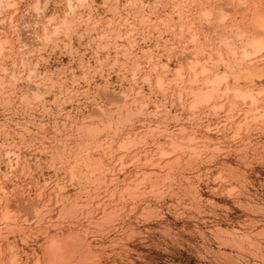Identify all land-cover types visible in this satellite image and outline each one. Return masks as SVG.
<instances>
[{
    "label": "rangeland",
    "instance_id": "374dc122",
    "mask_svg": "<svg viewBox=\"0 0 264 264\" xmlns=\"http://www.w3.org/2000/svg\"><path fill=\"white\" fill-rule=\"evenodd\" d=\"M32 1L33 0H16L14 7L7 9L0 15L1 23H11V28L6 32V36L10 41L7 45V49L9 50L5 49L7 54L1 57L2 65L6 68L9 65L12 66V69L10 66L7 68L8 71L15 70L16 76H19L20 74L18 73L21 69H16L14 67L19 68L18 65H13L14 63H18L17 59L20 54L26 55L25 53L31 52L30 62L36 64L35 67L33 66L36 71L35 74L37 76L40 75L38 77L33 76L34 79L33 77L26 78L27 75L24 74L26 73V69L20 72L24 75V77L22 74L20 75L23 79L19 76L20 79L17 77L19 80L13 81L8 77L9 80L7 81L6 75V84L8 82L10 83L7 84V86L5 85L6 89H2L0 93V183H2L0 185L4 187L8 193L13 194L10 199L14 201V206L10 211L13 213L15 220L12 221L11 225L16 224L6 228L9 230L4 229L2 231L3 228H0V251H4L3 256L6 257L8 256L7 249L9 245H14V251L17 254L16 264H35L36 260H38V264H48L45 252L46 241L44 238H46L47 234H53L54 231H57L56 229H58L60 233H65V231L67 233L69 230H76L79 228L78 234L81 232L83 233V225L85 223H82L79 217H65V219L63 217L64 220L58 218L59 216L61 217L59 212L60 204L52 205L49 208L50 212H48L43 219L38 221L37 218L31 216L34 210L28 207V201L30 197L31 199H36L39 193V202L43 199L47 200V198H45L48 194L47 191L50 187L55 185V182L66 183L68 181L69 171L67 167L72 163L71 158L75 159L79 156L74 147L76 143H82L84 140L77 134L78 132L75 126L77 127L80 123L79 121H82L81 119L84 116L88 117L89 114L91 115L98 106H102L105 109L108 108L107 106H109L110 103L105 97H108L109 94L111 96L126 91L133 96V93L140 90L143 95H147V112L154 111V107L156 108L154 105L157 103L160 105L161 101H165L163 105L169 104L168 109H171L169 112L170 115L161 112L163 108L160 106V109L158 108L160 114L157 116L152 115L151 117V114H148L149 116L139 115L141 118L139 116H134L133 119L131 118L129 122H126L127 125L125 124L127 129H131L130 131H134L137 128L141 129L146 123H155L158 121L162 126H167L170 129L177 128L182 124L186 126L187 130L193 128V130L197 131L199 134L195 132V136L198 137L200 141L206 142V145L211 146L215 144V142L218 143L217 141L220 140L219 137H223V135H217L219 133H214V130L206 132L205 126L209 123H218L220 125L219 129H221V122L225 119L223 115L224 111L221 110L219 115L216 116L205 112L204 108H200V111L198 110L197 114L192 118H186L187 113L185 109L179 107L177 104H174V107L170 105L167 96L170 95L171 88L166 90V95L160 94L162 91L160 92L157 87L158 90L155 88V79L153 78L157 74L156 71H153L151 75V81L153 83L151 82L149 86L147 85V81L142 79L145 71L148 73L150 71H148V69H150L151 63L146 60H148L147 58L151 54H155L157 56V61L162 62L165 60L168 53L170 55L173 53L172 56L180 53L182 43L180 44L174 39V35L179 32L177 29L179 27L177 26L180 24L185 25L183 26V32L186 31L184 29L188 24V18L193 20L194 17V23L197 21L195 26H198L199 14H196V12L199 8L197 9V7H199L200 4H208L206 6L212 10L213 14L216 8L213 4L216 2V5H218V0H128L127 3L126 0H116L117 2L107 0L108 5L104 0H88L79 8V11L83 16L90 13L93 17L102 18V23L100 24L102 28L100 26V28L97 27L99 31L85 32L82 30V27H78L73 31L74 33L69 32L67 35L64 33L54 35L50 42L44 44L39 42L40 44L37 46L35 45L36 47H33V44L37 41L32 44L35 40L32 37H34L35 34H42L43 24H41V26L40 24L38 25L35 34L31 33L30 27L25 25L30 19V16H28L30 10L27 12L25 9H27ZM189 2L190 4L187 5L186 3ZM113 3H115L114 6L116 10L110 12L108 6L111 4V6H113ZM173 3H181L185 11L182 9L180 12L181 15L178 13L176 14L177 9L174 10L172 8H175ZM140 8H142V10ZM134 9L141 10V13L134 15L133 18L132 13H134ZM195 9H197V11ZM63 12H65L63 0H48L44 12L46 16L54 15L56 20H60ZM179 15L181 16L180 19L178 18ZM104 17L111 21L109 24L111 26L107 27V31L112 30L109 32L113 34L111 35L108 33L109 35L107 37L111 38V40L115 37L116 44H118L120 48L113 47L112 45H103L104 41L100 38L98 39L97 32L103 33L106 31L107 25L103 24V21L106 19ZM183 17L186 20H184ZM212 17L215 18V13L210 19H213ZM233 17L234 16H231L230 19ZM123 18H125L127 22H125ZM115 19H117V21ZM176 19L178 20L176 21ZM245 19H248V15ZM164 20L167 22L162 24ZM169 20H172V22ZM122 21L125 24L121 23ZM168 24L170 26H172V24L174 25L172 27L173 30H170ZM24 27L25 29H23ZM25 30H30V33H27ZM132 30L133 32H131ZM77 31H81L80 36ZM171 31H173L174 35L171 34ZM125 33L127 34L125 35ZM224 33L226 34V31L223 32V36L225 35ZM30 34H33V36ZM17 36L22 37L21 39L19 38V43L16 41L18 39ZM29 36L32 40L28 38ZM186 36L187 33L184 32L183 37L186 38ZM15 38L17 39L15 40ZM172 38L174 40H172ZM23 42L31 44H26L28 47L22 50L19 45ZM188 45L189 44H186V46ZM17 48H19V50ZM6 55L8 57H6ZM136 60L139 64L140 62L143 64H140V67H142V69L140 68L141 73L135 78L136 80H132V64ZM258 61L260 62V60ZM207 67H209V64ZM220 67L216 68L214 66L210 69L211 71H215V69H220ZM143 69L144 71H142ZM261 70H263V67ZM16 71L18 73H16ZM0 75H3L1 70ZM148 76H150V74H148ZM187 77L188 76H186V78ZM12 81L14 88L11 84ZM36 81L40 84L39 87L46 85L48 88H44L45 90L43 91L45 94L42 93L43 95L41 94L42 96L38 98L39 100L33 99L34 97L32 98V94H30L32 93L33 86L36 85ZM49 81L51 82L52 89L50 87L51 85H49ZM257 81L258 86L264 87L263 76L261 79H257ZM30 82L34 83L31 84ZM8 88L10 90H7ZM2 92L5 95L2 96ZM22 93L28 96V102L23 103L22 100L20 101V95H22ZM4 96L7 97L5 98ZM1 100L3 101L1 102ZM179 114L181 116L183 115V117ZM145 116H147V118ZM177 117L178 119L176 121ZM145 120L148 122H144ZM234 120L236 121L237 119ZM235 121H233V125ZM130 122L132 123L130 124ZM260 125H252L250 131L243 133L241 136L242 139L238 138L237 141L232 143L227 141L228 144L227 142L218 143L222 149L220 148L217 150V153L214 151V154L210 151V155L208 151L206 154L204 153L205 158L203 163L197 164L196 168L190 172L188 171V173H186L187 170L183 172L185 169V161L183 162L182 160H184L186 156L185 154L179 155V164L175 165V169H173L175 180L168 191L174 196L170 195V193L167 195L166 193L168 192H166L164 195H162L163 193L160 195L161 198L152 194L154 195L153 197L148 187H144L143 189H146L144 195L136 199V203L132 205V208L131 200H127L128 203H125L124 207L120 209L119 217L115 221L116 226L110 228L109 231L105 230L100 232L89 226L90 230L85 239L90 243L97 257L99 256L97 258L98 262L93 264H224V261L221 260V255H219L221 251L224 252L225 255L231 256L233 259H238L239 264H264V237L256 236V229L258 228L259 230L260 227H264V212L254 213V211L247 210V206L250 203V205L254 204V206L258 207H261V205L264 206V145L262 146V143L264 144V130L262 125ZM202 136H205V138H202ZM162 138L164 137H155V139L160 142L165 143L168 141L166 138ZM247 143L251 145L246 146ZM260 146H262L263 149H261ZM6 150L18 153V157H16L17 155L12 156L13 154H10V157H8L12 158V161H8L9 158L7 159L4 153ZM121 153V150L115 151L114 157L115 154L118 156ZM211 153L213 154L212 156ZM131 154L132 153L125 157L127 161L133 156ZM52 155H55V160L51 158ZM69 159L71 160L69 161ZM164 159L165 158L161 161H164ZM8 164L12 166L10 167ZM140 165L141 164L134 163L129 164L125 168V173H121L120 177H118L117 187H122V184L129 178L130 180L133 179L134 172L137 171L138 168L145 169L144 165ZM220 165L223 168L228 166L224 168V170L226 169V173L223 171L221 173L222 176H227V172H230V175L227 176L223 182L212 188L211 185L215 179L213 176L215 173L219 174L217 172H220ZM178 166H181L182 170L179 169L181 167ZM109 167L108 172H110V169H114L112 164ZM185 174L188 176L189 181L185 179ZM1 175H3L2 178ZM44 181L47 186H44ZM229 184L230 186H228ZM41 185L45 188H42L43 186ZM84 185L85 184L82 183L81 186L83 187L80 186L77 189L75 186L68 183L65 188V194L71 198L78 196V200L82 199L80 201H87V199L92 197V194H90L88 198L87 191L81 192V190L87 188ZM207 185H210V187ZM40 187L42 190L39 189ZM181 187L192 189V192L188 193L185 189L182 190ZM228 187L236 188L235 196H229L227 193ZM104 189H107V194L110 188H101V190H97L95 194L105 195ZM37 190L39 191L37 192ZM148 192L150 194H148ZM175 192L178 194L176 195ZM193 192H196V195H192ZM117 193L118 191H116V194ZM35 194H38V196L33 197ZM155 197L157 200L154 199ZM92 200L96 202L97 196ZM110 205H113V203L111 202ZM149 210H151V214H154L149 215ZM55 215H57L56 218ZM146 215L148 216L146 217ZM23 219H26V222H21ZM81 224L82 227L80 228ZM14 226H16V229ZM219 226H222L223 229H229V231L232 229L235 233H246L248 230L250 232L247 231V234H250L254 231L255 233H251L252 236H250L256 243H259H257L258 254L250 255V252L248 253L247 250L241 251L233 247L220 245L218 239L215 240V236L212 235L214 229ZM73 227H76V229ZM248 227H251L250 230ZM12 228L14 229L10 231ZM81 234L79 235L81 236Z\"/></svg>",
    "mask_w": 264,
    "mask_h": 264
},
{
    "label": "bare ground",
    "instance_id": "6f19581e",
    "mask_svg": "<svg viewBox=\"0 0 264 264\" xmlns=\"http://www.w3.org/2000/svg\"><path fill=\"white\" fill-rule=\"evenodd\" d=\"M87 1L88 0H63L65 12H63L60 20H56L54 15L46 16V14H44L48 0H33L31 4L27 7V9H25V11L27 12L28 10H30V13L28 12V16H30V19L25 25L27 27H30L31 33L33 34L36 33L35 31H37L39 24L40 26L41 24H43L42 25L43 30L41 35L35 34L34 37H32L33 39H35L34 42H32V44L35 43V41L37 42L33 44L34 46L33 45L31 46L36 47L40 43L44 44L46 42H50L53 39L54 35L57 34L59 35L60 33L61 34L64 33L66 35L69 32L74 33L73 31H75L76 28L78 27H82L83 28L82 30H84L85 32H90V31L92 32L98 30L97 27H99L100 24L102 23V18L93 17L92 15H90V13L87 14L86 16H83L79 11V8L82 7ZM113 1L116 0H112V2ZM127 1L128 0H126V3ZM104 2H106V4L108 5L107 0H104ZM177 3L176 4L173 3L175 8L174 7L172 8L174 10L177 9L176 14L177 13L180 14L182 9H184L183 11H185V8H183V5H181V3L180 4ZM15 4H16V0H0V15L7 9L14 7ZM114 4L115 3H113V6H111L112 4L108 6L109 7L108 10L110 12H114L116 10ZM186 4L188 5L190 4V2ZM206 5L200 4V6L197 7V9L199 8L198 11L197 9H195L197 12H199L197 13L195 11L196 14H199L198 16L199 24L197 23L198 26H195L197 19L195 20L196 21L195 23L193 21L195 17L193 18V20H190L188 18L189 20L187 21L188 24L184 29L186 30L184 32L187 33L186 38L183 37L184 34L183 26H185L183 24L177 26L179 27L177 28L179 30L178 34L174 35L173 31H171L172 32L171 34L174 35V39L177 40L178 43L180 44L182 43L181 44L182 47L180 48L181 49L180 53H178V55L176 54L177 56L176 55L172 56L173 53L171 55L168 53L165 57V60L162 62L157 61L156 59L157 56L155 54H151L147 58L148 60H146L147 62L150 61L151 63L150 64L151 67L150 69H148V71L149 70L150 71L149 73L146 71L145 74L142 73L143 74L142 79L146 80L147 85L149 86V84H151L152 82L151 75L153 74V71H156L157 74L153 78L155 79L154 81L155 88L157 87L160 90V92L162 91V93L160 94H165L166 90L167 89L169 90V88H171L170 95L167 96L168 100L170 101L169 103L173 107L174 104H177L179 107L185 109L187 113L186 118H192L193 116H195L198 110L200 111V108H204L205 112L216 116L219 115L221 110L224 111L223 115L225 119L223 120V122H221L222 123L221 129H219L220 125L218 123H209L205 126L206 130L205 129L204 130L206 132H210L214 130V133L215 132L219 133L217 135L219 136L223 135V137H219L220 140L217 141L218 143L227 142V141L232 143L234 141H237L238 138L240 139L243 133H247L248 131H250L252 125L257 126L258 124L259 125L261 124L264 130V87L263 86L260 87L257 85L258 82L257 79L259 80L261 79L262 76L264 77V0H229V1L218 0V5H216V2L215 4H213L216 7V8L214 7L215 18L212 17L213 19L210 18L211 16L214 15V13L212 14V10L208 8V6ZM138 9L136 10L134 9L135 14L132 13L133 12L132 10H130L132 11L131 13L133 14L132 16L133 18L134 15L141 13L142 8H140L141 10ZM180 15L178 16L179 19L181 18ZM247 15H248V19H245ZM231 16L234 17L230 19ZM106 19L104 20L105 22L103 21V24L107 25L106 31L104 30L105 32L103 33L97 32L98 36L97 35L96 36L98 37V39L100 38L101 40L104 41L103 45H112L113 47H119L118 44H116L115 37L113 40L107 37L109 35L108 33H110L112 30H109L110 32L107 31V27L111 26L109 25L111 21L108 20L109 18L107 20ZM123 19L125 20V18ZM115 20L117 21V19ZM165 20L162 21V24L167 22ZM177 20L178 19H176V21ZM184 20L186 19L184 18ZM169 21L172 22V20ZM1 22L2 21L0 20V70L3 73V75H0V93L2 89L5 88V85L7 86V84L10 83L8 82L6 84L5 81L6 75H7L6 78L7 81L9 80L8 77H10V80L12 79L13 81H16L19 80L20 77H22L20 76L22 74L20 72L26 69L25 71L26 73H24L27 75L26 78H32L33 76L34 77L40 76V75L37 76L35 74L36 71L34 67L36 66V64H32V62H30L31 52L25 53L26 55L20 54V56L17 59L18 63L13 62L14 65L12 64L13 66L18 65L19 67V68L17 67L14 68L21 69L19 73L16 71V73L20 74L19 75L20 77L16 76L14 72L15 70L8 71L7 68L10 65L7 68L2 65L3 63L1 62L2 61L1 57L7 54L5 49H7V45L10 43L8 37L6 36V32L8 29L11 28V23L8 22L6 24ZM125 22L127 21L125 20ZM121 23L125 24L123 21ZM173 26H174L173 24L172 26H170V30H173L172 29ZM23 29H25V27ZM224 31H226V34L224 33L225 35L223 36ZM26 32L30 33V30ZM80 32L81 31L78 32L79 36H80ZM131 32H133V30ZM33 34L30 35L33 36ZM126 34L127 33H125V35ZM19 36H17L18 39L15 38V40L17 39L16 41H18V43H19V38L20 39L22 38ZM28 38H30V36ZM174 39L172 38V40ZM26 44L29 43L23 42L19 45V47L22 50H24L28 47ZM186 44L189 45L186 46ZM17 49L19 50V48ZM6 57L8 56L6 55ZM258 60H260V62ZM141 63L142 62H140V64ZM207 63L209 64V67L210 66L211 67L215 66L216 68H219L220 66L221 67L220 69H215V71H211L210 69L211 67L210 68L207 67L208 65ZM140 64L139 62H137V60L132 64L133 67V70L131 71L132 80H136L135 78L141 73L140 68L142 69V67L140 66L143 63L141 65ZM10 67L11 69L13 68L12 66ZM262 67L263 70H261ZM144 69L142 71H144ZM148 74H150V76H148ZM186 76L188 77L186 78ZM17 77L19 79H17ZM13 81L11 83L12 87L14 86ZM30 83L33 84L34 82L33 83L30 82ZM35 84H34L35 86L32 85L33 90L31 91L32 93L30 94H32V98L34 97L33 99L39 100L38 98L43 95L42 93L45 94L43 90H45L47 86L42 85L43 87L41 86L39 87L40 84L37 83V81ZM49 85H51V82ZM50 87L52 89V85ZM7 90L10 89L8 88ZM3 95L5 94H3L2 92V96ZM20 96H21V98L19 97L20 101L22 100L23 103L29 101L28 96L25 93H22V95ZM108 97H105L110 103L109 106L106 105L108 108L105 109L104 107L97 105L98 107L94 109L91 115L89 114L88 117L84 116L82 119L80 118L82 121H79L80 123L77 125V127L74 125L75 128L77 129L78 132L77 134H79V137L84 140L82 141V143H76V146L74 147V149L77 151V154H79L78 158L77 157L75 159L71 158L72 163L69 164V166L67 165L69 171L67 182L75 186L77 189L78 187L81 186L82 183H84L85 184L84 186L87 188L86 189L84 188L83 190H81V192L87 191L88 194L87 197L89 198L90 194H92L91 195L92 197H90V199H87V201H80L82 199L78 200L77 199L79 198L78 196H75V198H71L70 196H67V194H65L66 193L65 188L67 187L68 183L67 182L57 183L54 181L55 185H53L50 188L48 187L49 188V190L47 191L48 194L46 193L48 196L45 194L46 195L45 198H47V200L43 199L45 201L42 200L43 202L42 201L39 202L38 201V198L40 196L39 193V196L38 194L33 195V197L38 196L36 199H31L30 197V200L28 201L29 202L28 207L34 210L31 216L33 218H37L38 221L43 219L47 215V213L50 212L49 208L52 205L54 206L60 204L59 212L62 218L59 216L58 217L59 219H63V217L64 219L65 217H69V218L79 217L80 218L79 220H81L82 223L83 222L85 223L83 225V233L82 232H81L82 234L79 233L81 234V236L78 234L79 232L78 227H77L78 229H76V227H73L76 230H69V232L67 233L66 231L65 233H60V231L56 229L57 231L53 230L54 231L53 234L50 235L47 234L44 240L46 241L45 252H46V260L48 264H93L95 262H98L97 258L99 256L97 257L96 252L93 251L90 243L85 239V237L88 235V232L90 230L89 226L95 228L97 231L100 232L105 230L109 231L110 228L116 226L115 221L119 217V212L121 211L120 209L124 207L125 203H128L127 200H131V208H132V205L136 203V199L144 195V191H146V189H143L144 187H148L149 192H151V195L154 194L155 196H159V197L162 193H163L162 195H164L166 192H168L175 180V176H174L175 173L173 172V169H175L174 168L175 165L179 164V155L185 154L186 157L184 158V160H182L183 162L185 161L184 163L185 169L183 168L184 169L183 172L187 170L186 173H188V171L190 172L191 170H194L197 164L203 163L205 158L204 155L206 154L207 151L209 152L210 155V151L214 154V151H216L217 153V150L221 148L216 142L211 146L206 145L205 144L206 142L204 143L203 141H200L199 138L195 136V132L197 131L193 130L192 127H191L192 129L190 128L191 130H187L186 126L182 124L179 126L177 125L178 126L177 128L170 129L167 126L164 125L162 126L158 121L155 123H146L141 129L137 128L134 131H130L131 129H127L125 124L126 122H129L131 118L133 119L134 116L137 117L139 115L142 116L148 114H151V117L152 115L157 116L160 114V110H159L160 106H162L163 108L161 112L169 114L171 110L168 109L169 104L167 103L168 105L167 104L163 105L165 101L164 102L161 101L160 105L159 103L154 105L156 106V108L154 107L155 109L154 111L147 112L146 110L148 106L147 105L148 101L146 100L147 95L146 96L143 95L140 90H137L135 93H133V96L126 91H122L120 92V94H114L111 96L109 94ZM5 98L3 99L6 100ZM2 101L3 100H1V102ZM145 117L147 118V116ZM181 117H183V115ZM177 119L178 117L176 118V121ZM234 119L237 120L235 121ZM233 121H235L234 125H233ZM144 122H148V121L145 120ZM131 123L132 122H130V124ZM157 136L159 138L164 137L168 141H166L165 143L160 142L159 140L155 139V137ZM202 138H205V136L204 137L202 136ZM248 145L249 144L247 143L246 146ZM263 145L264 144L262 143V146ZM262 146H260L261 149H263ZM241 148L243 149L242 146ZM244 148L246 149L245 146ZM120 150L122 151V153L118 156H116L117 154H115L114 157V152ZM4 153L7 156V159L10 157V154L11 155L13 154L12 156L17 155L16 157H18V153L14 151L6 150ZM130 153H132L131 155L133 156H131L130 160L127 161L125 157ZM212 153L211 156L213 155ZM51 158L52 159L54 158L53 160H55L56 157L55 155L54 156L52 155ZM163 158H165L164 161H161ZM71 159H69V161ZM8 161H12V158H9ZM132 163L144 165L145 169L138 168L140 170L137 169V171L135 172L133 171L134 178L131 180L129 178L128 179L129 181L127 180L122 184V187H120L121 189L118 188L116 185L118 181V177H120L121 173H125V168ZM111 164L114 166V169L112 170L110 169V172H108L109 171L108 168H110L109 166ZM219 168H221L219 169L220 172H217L219 174L215 173L216 175L214 174L213 176L215 179L212 178L214 179L211 185L212 188L216 187L219 183L223 182L225 178L230 175V172H227V176L225 177L222 176L221 173L226 169L224 170V168L221 165ZM179 169L182 170V167ZM2 176L3 175H1V178ZM184 177L187 181H189V178L188 176H186V174L184 175ZM44 186H47L46 182ZM44 186L42 188H45ZM207 186L210 187V185ZM228 186H230V184ZM101 188L102 189L110 188V189L109 192H107V194H106L107 189H104L105 192L102 190L105 193V195L95 194V192L99 189L101 190ZM39 189L42 190L41 187ZM183 189L185 188H182V190ZM235 189L236 188L234 187L232 188L228 187L227 193L229 194V196H233V195L235 196V192H236ZM185 190L188 193L192 192L191 191L192 189L189 188ZM38 191L39 190H37V192ZM116 191H118L117 194ZM149 192L148 194H150ZM169 193L170 192L166 194L168 195ZM177 194L178 193H176V195ZM154 195L152 196L154 197ZM170 195L173 194L170 193ZM192 195H196V192H193ZM12 196L13 194L8 193L6 189L0 185V228L1 229L3 228L2 231L8 228L11 225L12 221L15 220L13 213H11L10 211V209L14 206V201L10 199ZM96 196H97V201L93 202L92 199L95 198ZM154 199L157 200L156 197ZM111 202L113 203V205H110ZM250 204L248 205L249 207L247 206V210L249 209V211L250 210L254 211V213L264 212V206L261 205V207H258V206H254V204L252 205ZM148 214L149 215L151 214V210H149ZM56 216L57 215H55V218ZM147 216L148 215H146V217ZM21 222H26V219H23V221L21 220ZM13 225L16 224H12L10 227H12ZM14 227L16 229V226ZM81 227L82 224L80 228ZM220 227L222 228V226H219L216 229H214V232L212 231L213 232L212 235L215 236V240L218 239L220 245L233 247L234 249L236 248L241 251L247 250L248 253L250 252L249 253L250 255L258 254L257 245L259 243L257 242L258 243L257 244L251 237L252 236L251 233L254 234L255 233L254 231H253L254 233L251 232L250 234H247L248 230L246 231V233L245 232L235 233L234 230L232 231V229H230L229 231V229H225V228L221 229ZM13 229L14 228L10 229V231ZM256 230H257L256 233L257 235L255 234L256 236L264 237V227L263 228L260 227L259 230L257 228ZM14 249H15L14 245L13 246L9 245L7 249L8 256L6 257L3 256L4 251L3 252L0 251V264H16L17 254L14 251ZM219 255H221L222 258L221 260L224 261V264H239L238 259L236 258L233 259L231 256L229 257L228 255H225V253L222 251L221 254ZM35 264H38V260H36Z\"/></svg>",
    "mask_w": 264,
    "mask_h": 264
}]
</instances>
